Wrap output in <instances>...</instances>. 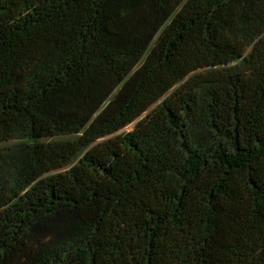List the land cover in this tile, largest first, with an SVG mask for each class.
<instances>
[{
    "label": "trees",
    "instance_id": "obj_1",
    "mask_svg": "<svg viewBox=\"0 0 264 264\" xmlns=\"http://www.w3.org/2000/svg\"><path fill=\"white\" fill-rule=\"evenodd\" d=\"M0 264H264V0H0Z\"/></svg>",
    "mask_w": 264,
    "mask_h": 264
},
{
    "label": "rangeland",
    "instance_id": "obj_2",
    "mask_svg": "<svg viewBox=\"0 0 264 264\" xmlns=\"http://www.w3.org/2000/svg\"><path fill=\"white\" fill-rule=\"evenodd\" d=\"M135 123H136V122H133L132 124L126 126L125 128L121 129L120 131H118L117 133H115V134H113V135H110V136H107V137H105V138H102L101 141H106V140H108V139L114 138V137L117 136V135H121V134H123V133H127V132L131 131V130L134 128Z\"/></svg>",
    "mask_w": 264,
    "mask_h": 264
}]
</instances>
